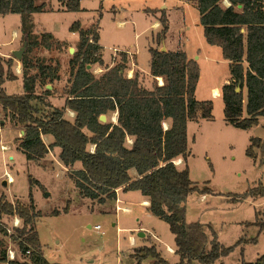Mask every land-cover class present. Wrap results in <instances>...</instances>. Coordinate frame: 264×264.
Here are the masks:
<instances>
[{
    "label": "trees",
    "instance_id": "obj_1",
    "mask_svg": "<svg viewBox=\"0 0 264 264\" xmlns=\"http://www.w3.org/2000/svg\"><path fill=\"white\" fill-rule=\"evenodd\" d=\"M61 2L68 12L80 11V0ZM196 5L206 43L219 47L223 59L229 62L231 81L220 90L224 120L234 128L249 130L264 116V0H196ZM45 10V5H35V0H0V15L20 16L22 44L26 45L20 60L23 68L20 94L5 93L4 82L15 81L17 76L14 57L6 60L0 57V113L23 130L18 150L27 160L37 162L51 149L59 148V160L83 198L103 203L115 200L118 189L124 193L139 192L148 199L149 213L163 220L174 236L178 264L192 261L213 264L228 255L233 247H222L212 230V239L208 241L202 224L185 222L181 204L194 192L204 196L210 191L199 189L191 181L187 167L178 170L173 163L179 157L186 161L187 123L212 118L211 103L194 99L200 75L198 64L183 51L150 49L149 73L163 80L161 86L154 84L148 90L136 75L126 78L121 74L123 64L96 77L87 66L102 64L97 29L92 26L82 30L80 23L74 22L69 31L78 33L79 40L69 61L64 107L53 108L47 100L50 91L37 95L34 89L36 83L46 86L58 80V65L42 62L33 65L26 56L34 47L51 50L57 45L49 33L41 34L39 40L32 34L31 15ZM160 24L158 41L164 39L168 30L164 16ZM31 70L36 73L31 74ZM237 87L239 92H235ZM65 109L75 113L73 121L64 117ZM109 113H117L116 124L99 120ZM168 119L170 125L164 128ZM46 135L53 139L49 145L42 141ZM129 139L131 145L127 143ZM263 146L260 138L250 139L246 157L254 159V149ZM76 162L80 163V169H73ZM131 169L137 174L135 178L129 174ZM263 197L264 182L232 200ZM1 215L16 216L23 221V227L8 235L0 226L2 237L15 241L22 256V261L8 260L5 243L0 240V264H52L43 256L34 226L40 213L32 204L11 203L0 195ZM137 251L141 254L139 258L150 256L155 259L154 264L165 263L153 246ZM240 264H264V255L253 263Z\"/></svg>",
    "mask_w": 264,
    "mask_h": 264
},
{
    "label": "rangeland",
    "instance_id": "obj_2",
    "mask_svg": "<svg viewBox=\"0 0 264 264\" xmlns=\"http://www.w3.org/2000/svg\"><path fill=\"white\" fill-rule=\"evenodd\" d=\"M183 1L80 0V11L61 12L58 10L60 0H35V5L44 4L46 10L34 17V23L42 33H53L59 39L69 38L71 34L68 27L75 21L87 28L95 24L106 60H109L111 49L119 47L135 52L138 68L147 71L148 46L157 45L155 38L159 30L154 24L159 23L158 19L163 14L168 26L164 46L170 51L187 49L193 60L197 61L203 29L199 24L197 8L188 4L194 0ZM146 9L153 12H146ZM17 27L19 31V15H0L1 58L12 56L8 54L9 51L19 43L12 39ZM35 36L38 40L41 38V34ZM22 45L21 42L20 48ZM43 55L32 58L53 64L54 48ZM17 61L20 60L14 57V67ZM198 62L201 77L196 85L194 99L211 103L212 118L203 120L198 134L197 126L190 123V135L195 134V141L188 138L186 161L176 168L182 170L187 167L191 181L199 189L208 188L210 192L204 196L194 192L181 204L185 222L202 224L208 241L212 239V230L222 247H233L228 255L220 257L213 264L253 263L264 255V197L241 201L232 199L264 182V146L254 149V159L248 158L245 155L248 146H243L248 130H235L231 125L224 128L222 98L212 93L211 87L230 79L229 65L223 60L210 66H204L202 59ZM94 66L90 68L91 72L96 77L102 75ZM62 75L65 76L64 88L58 89L57 80L46 86L39 85L41 94L46 90L52 92V104L56 106L68 89L65 82L69 77V63L65 65ZM152 81L157 84V80ZM147 85L152 83L149 81ZM4 91L12 95L20 93L21 89L18 82L6 81ZM243 94L245 100V89ZM105 117V122L114 119L112 113ZM3 120L6 123L0 125V195L11 203L32 204L35 211H39L40 218L34 226L43 256L50 263L154 264V258H139L141 254L137 251L141 247L151 246L165 261L164 264L179 263V257L170 252V248L174 249V236L168 225L139 205L142 197L139 192L121 194L120 199L127 200L117 204L121 208L119 210H116V199L98 203L81 197L67 176L68 169L59 160V148L51 149L37 162L27 160L16 149L23 137L21 127L11 126L9 119L0 113V123ZM249 135L260 138L264 143V116L259 118V124L252 128ZM48 140L53 141L49 135L42 138L45 145H48ZM1 145L5 146V150L1 149ZM88 148L93 150L92 146ZM9 155L13 156L12 160L8 159ZM80 167V163L76 162L73 169ZM129 174L135 175V170L131 169ZM3 183H6L5 187ZM55 212L58 214L54 215ZM1 225L13 234L15 229L23 227V221L16 216L1 215ZM94 226H99V229L94 230ZM139 232L144 233L145 237H139ZM1 237L0 234L6 254L7 250H11L16 259L22 261L17 243L8 237ZM206 248H210L209 242ZM191 264L199 263L192 261Z\"/></svg>",
    "mask_w": 264,
    "mask_h": 264
},
{
    "label": "crops",
    "instance_id": "obj_3",
    "mask_svg": "<svg viewBox=\"0 0 264 264\" xmlns=\"http://www.w3.org/2000/svg\"><path fill=\"white\" fill-rule=\"evenodd\" d=\"M180 2H185V1L178 0V3H180ZM79 4H80V2H79ZM188 4H193L197 8L196 2L188 3ZM114 9H115V7L112 8V10H114ZM58 10L61 11V12L66 11L65 8H64V6H63V4H62V2H60V8ZM145 11L146 12H150V13L153 12V10H150V9H146ZM37 14L38 13H34V14L31 15V20H32V24H33V29H32V34L33 35L44 34V32L42 33L37 28L36 24L34 23V17ZM162 16H164V14ZM161 17L158 19L159 23H155L154 24L155 26H157V29L159 30L156 33V38H155V40L157 42V45L156 46L149 45L148 46V53H149V50L150 49H157L159 51L164 50V51H169V52L183 51L186 54V56H187V58L189 60H193L192 55L189 54V52H188L187 49H184L183 48V50L180 49V50H176V51H170V50H168L164 46L165 37L161 41H158L159 33H160L161 29H162L161 24H160ZM75 22H79V21H75ZM70 26L68 27V30H69ZM92 26L97 29V32H98V35H99V31H98L97 26L95 24H92L90 27H92ZM90 27L87 28V27H84L82 24H80V28L82 30H87ZM49 34L52 35V41L54 43H57V45L54 46V55H53L54 62L51 65H53V66L58 65V67H59V72H58L59 79L57 80L58 81V89L59 88H64L65 87V85H64L65 76L62 75V73L65 70V65H68L69 61L72 58L73 53L76 50V46H77V43H78V40H79L78 33H76V32L75 33L74 32H70L71 35H69V38H63V39L57 38L56 35H54L53 33H49ZM12 39H14L16 41L18 40L19 43L9 51L8 54H10V55H12V53L14 51H17V50L20 49V43L22 42V34L20 32V16H19V31H18V27H17V31L16 32L13 31V33H12ZM98 45L100 47L99 55L101 57L102 64L101 65L96 64L94 67H96L98 69V72L99 73H102L103 74L106 70H108V69H110V68H112V67H114L116 65L123 64V67L124 68L121 71L122 74L126 78H129V79L130 78H133V76L136 75L138 77L139 81L141 82L142 86H144V88H146L148 90H151L152 87H153V85H154V81H152L153 79L157 80V84L159 86H161L163 84V80L161 78H153V77L150 76V73H149L150 53H149V60H148V69H147V71H141L138 68L137 55H136L135 52L128 51V50H121V49H119V47H113L111 49L112 52L110 53L109 60H106L105 57H104L103 46H101L99 40H98ZM199 46H200V49L198 51L200 53L198 52L199 54H198V56L196 58V60H197L196 63L198 64L199 72H200L199 77H201V68H200V65H199V62H198L200 59H202V62H203V65L204 66H210L211 64H216V63L220 62V60L221 61L223 60L224 62H226L229 65V62L223 59L221 49L219 47H217V46L208 45L206 43L204 37H203V41L201 40L199 42ZM71 49H73V53L70 52ZM47 51L48 50H46L44 48H41V47H34L28 53H26V56L28 57V60L32 64L36 65L38 62H41V61H38V58H32V56H34V57H42V56H45L43 54H44V52H47ZM201 51H202V54H201ZM122 53H125V54H122ZM124 55H125V62L122 63V58L124 57ZM10 57L11 56H6V57H2V58L8 59ZM117 57H118V60H117ZM44 64H47V63H44ZM245 67H246V64H245ZM14 68H15L14 69V73L17 76V79L15 80V82H18L19 83V87L21 89V92L20 93H22V91H23V76H22L23 68H22L21 62L20 61H17V63H16V65H15ZM90 68H92V67H90ZM30 72L32 74H35L36 73L34 70H31ZM68 79H69V77H68ZM68 79H67V81H68ZM67 81L65 83H66L67 86H69V83ZM149 81L152 83V85H150V86L147 85L146 86V83H149ZM230 81H231V79H227V80H224L222 84H219L217 86L211 87L212 93H214L216 95H219V97H220V90H221L222 86L225 85V83L226 84L230 83ZM5 84H6V81L4 82V84L2 86L3 89H4ZM34 91H35V94H37V95H40L41 94L40 93L41 92V89H40L38 83H36ZM243 92H244V89H243ZM20 93H18V94H20ZM51 93H50V95L47 98V100L50 103V105L53 108L62 109L64 107L65 97L64 98H61L58 101V102H60V104L58 106H56V105L52 104L54 98H52ZM244 103H245V101H244ZM112 114H113L114 119H113V121L111 123L116 124L117 113H112ZM64 117L67 120H69V121H73L74 120V117H75V113L72 112V111H70V110H68V109H65ZM105 119H106V117H105ZM202 122H203V120H199L198 122H193V124H195L197 126L196 127V133L197 134L200 131V126H201V123ZM5 123L6 122L3 120V121H1L0 125H3ZM190 123H191V121L187 123V145H188V138L189 137L192 138V141L193 142L195 141V134H192V136L190 135V130H189ZM10 125L13 126L12 124H10ZM169 125H170V120L169 119L166 120V121H164V123H163L164 128H168ZM228 126L229 125L225 122L224 128L227 129V128H229ZM13 127L16 128V126H13ZM252 128H250L248 130V132H247L248 135L246 134L244 136V139H243V142H244L243 146L244 147L245 146L246 147L249 146L250 145L249 144L250 139L255 138V137L249 135V132L252 130ZM234 129L236 130L237 128H234ZM237 130H240V129H237ZM235 132H237V131H235ZM20 133H23V130L22 129H21ZM42 138H45V136H42ZM47 143L49 145L50 143H52V141L50 142L48 140ZM127 143H128V145H131L132 144V140L129 139ZM1 146H3V145H1ZM16 149L18 150L17 147H16ZM18 151H20V150H18ZM229 152L232 153V151H229ZM8 159L12 160L13 159V156L12 155H9L8 156ZM173 163H174L175 166H182L184 164V161H183V159L181 157H179L176 160H174ZM136 176H137V174L135 172V175H132L131 177L135 178ZM3 186L5 187L6 185H3ZM129 193H131V192H125L124 193L121 189L116 190V200H115L116 201L115 202L116 207L120 208V206H117V204H120L122 202H126V200H127V199L121 200L122 198L120 197V195L122 194L124 196V195H127ZM138 203H139V205L141 207H143V209H146L148 211L149 202H148V199L146 197H143L142 196ZM124 210L126 211L127 209H124ZM138 236L139 237H145V234L142 233V232H139L138 233ZM170 252H174L175 253V245H174V249L173 248H170Z\"/></svg>",
    "mask_w": 264,
    "mask_h": 264
},
{
    "label": "water",
    "instance_id": "obj_4",
    "mask_svg": "<svg viewBox=\"0 0 264 264\" xmlns=\"http://www.w3.org/2000/svg\"><path fill=\"white\" fill-rule=\"evenodd\" d=\"M25 46H26L25 43H23L22 47L19 50L14 51L12 53V56L15 57L17 60H21L22 53H24V51H25ZM70 52L73 53V49H71ZM161 52H164V50H161ZM87 69H90V66H87ZM121 74H122V72H121ZM239 91H240V88L237 87L235 89V92H239ZM99 120L103 123L105 121V117L104 116H100ZM3 185H6V183H3Z\"/></svg>",
    "mask_w": 264,
    "mask_h": 264
},
{
    "label": "built area",
    "instance_id": "obj_5",
    "mask_svg": "<svg viewBox=\"0 0 264 264\" xmlns=\"http://www.w3.org/2000/svg\"><path fill=\"white\" fill-rule=\"evenodd\" d=\"M100 1H102V0H100ZM194 2H196V0H194ZM89 42H91V40H89ZM1 149L5 150V147L1 146ZM119 209H121V208L116 207V210H119ZM5 229L7 230V234L9 235L11 233V231L9 229H7V228H5ZM98 229H99V226H94V230H98ZM28 253L29 252H26V255H28ZM7 259L8 260H15L16 259L15 253L13 251H11V250H7Z\"/></svg>",
    "mask_w": 264,
    "mask_h": 264
}]
</instances>
